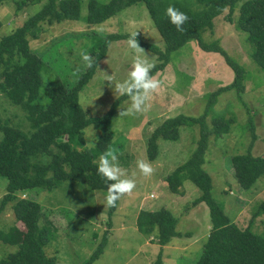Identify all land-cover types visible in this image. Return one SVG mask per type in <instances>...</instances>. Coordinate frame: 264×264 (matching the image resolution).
Segmentation results:
<instances>
[{
    "label": "rangeland",
    "instance_id": "rangeland-1",
    "mask_svg": "<svg viewBox=\"0 0 264 264\" xmlns=\"http://www.w3.org/2000/svg\"><path fill=\"white\" fill-rule=\"evenodd\" d=\"M89 1L82 0L79 22L43 23L39 36L30 40L32 49L43 59L42 89L48 81L58 78L68 84L75 83L88 68L81 52L93 59L96 38L108 33L130 35L137 32L136 39L164 49V39L144 4L128 6L100 24L89 25L86 23ZM99 1L106 3L109 0ZM45 2H29L23 8H17L16 0H4L0 5V39L23 25ZM227 12L215 18L214 31L206 32L204 39L207 42L217 40L233 60L244 67L245 90L239 93L232 89L218 94L206 115L205 123L211 133L203 166L212 177L213 197L244 228L253 220L256 203L264 198V179L258 180L250 190L243 189L235 176L232 156L248 152L264 156V70L251 55L248 34L228 21ZM128 39L109 45L107 55L98 63L94 76L80 93V103L87 116L105 114L120 96L114 92L115 83L128 79L137 55L129 48ZM140 47L144 52L138 55L153 66L160 63L157 53ZM171 57L167 66L153 76L160 82V87L147 101L148 110L120 116V112L126 111L131 104L128 98L113 117V141L118 142L110 149L118 156V164L124 172L121 178L134 180L136 187L131 195L126 194L118 200L111 219L110 208L104 205L107 191L93 189L83 182L65 180L53 190L34 188L19 194L43 206L45 216L41 217L40 223L51 221L54 228V237L45 251L48 256L56 257L58 264H84L106 235L103 252L92 264H153L159 255L164 264L197 263L212 226L209 207L205 202L193 204L201 195V189L191 179L183 182L182 192L178 193L170 189L166 178L197 149L201 124L181 126L176 140L160 139L155 160L149 158L148 139L168 117L204 115L212 94L234 81L235 70L223 55L202 49L196 40L176 50ZM106 74L113 77L111 85L105 80ZM41 102L47 103L44 93ZM218 116L233 119L228 132H215ZM6 122L23 130L29 128L26 111L0 94V123ZM2 134L0 128V139ZM98 135L99 131L92 126L85 129V137L95 142ZM86 144L81 148H88ZM140 160L152 166L151 176L146 177L140 172L137 166ZM6 183L0 177V200L6 193ZM162 208H168L178 218L177 230L181 233L180 237L172 238L163 246L137 226V217L142 210ZM262 219L263 216L255 218L251 226L260 234H264ZM13 225L23 228L9 206L0 217V229L8 230ZM16 249L17 246L0 240V258Z\"/></svg>",
    "mask_w": 264,
    "mask_h": 264
},
{
    "label": "trees",
    "instance_id": "trees-1",
    "mask_svg": "<svg viewBox=\"0 0 264 264\" xmlns=\"http://www.w3.org/2000/svg\"><path fill=\"white\" fill-rule=\"evenodd\" d=\"M3 1L0 0V5ZM29 2L40 0H16L17 8H23ZM137 3L147 7L165 42L164 49H161L153 43L137 39L139 45L158 54L160 63L150 70L152 77L167 66L176 50L191 40H196L204 50L219 52L235 70L234 81L212 94L204 115L178 114L168 117L148 139V155L155 160L160 139L176 140L180 136L181 126L201 124L197 149L189 160L166 178L170 189L178 193L182 192L183 182L191 179L201 189V195L193 204L205 202L209 207L212 226L196 264H264V234L255 232L251 227L255 218L264 217V198L256 203L252 222L244 228L239 226L225 211L224 205L213 197L212 177L203 166L211 133L205 117L217 101L218 94L232 89L244 92L246 77L244 67L233 60L217 40L207 42L204 35L214 31L215 18L228 11V21L248 34L252 44L251 55L264 70V0H109L106 3L90 0L86 23L100 24ZM169 5L188 16V21L183 25L185 31H177L170 22L166 15ZM81 10L82 0H46L23 25L0 39V94L21 106L29 121L28 130L7 122L0 123L3 132L0 139V177L7 181L6 193L0 200V217L11 206L16 219L23 226L0 229V240L17 246L14 252L0 258V264H58L56 257L48 256L45 251L54 237V228L51 221L40 223L41 217L45 216L43 206L36 200L21 197L20 193L34 188L53 190L65 180L83 182L93 189L104 191L112 183L101 179L97 165L99 157L118 142L113 141L112 120L120 104L129 97L120 95L101 116H87L80 103V93L94 76L98 63L107 55L109 45L130 35L108 33L99 36L92 49L93 67L87 68L73 84L58 78L48 81L43 89V59L30 44L31 39L39 36L43 23L54 25L64 20L79 22ZM42 93L47 97L46 104L41 102ZM232 120L218 116L215 119V132H228ZM250 124L255 140L254 124L252 121ZM88 126L99 131L96 147L92 149L81 148L86 144L85 129ZM232 165L243 189L250 190L258 180L264 179V156H255L251 152L235 154ZM117 206L118 201L114 208L109 209L110 219ZM177 224L178 218L168 208L142 210L137 217L139 230L153 236L162 246L172 238L181 236ZM106 236L84 264H92L99 258ZM153 264H164L162 256L159 255Z\"/></svg>",
    "mask_w": 264,
    "mask_h": 264
},
{
    "label": "clouds",
    "instance_id": "clouds-1",
    "mask_svg": "<svg viewBox=\"0 0 264 264\" xmlns=\"http://www.w3.org/2000/svg\"><path fill=\"white\" fill-rule=\"evenodd\" d=\"M166 15L170 22L176 27L177 31H185L183 25L189 19L185 13L181 12L174 6L169 5L166 9ZM137 35V32H133L127 40L129 48L137 53L133 60L131 71L128 74V79L123 82L115 83L114 92L119 95H127L131 100L130 106L126 111L120 112V116L135 115L146 112L148 110L147 101L151 94L160 87V82L150 75V70L153 65L138 55L139 53L144 52V50L140 47L136 39ZM81 57L83 61L86 62L88 68L93 67V60L89 54L81 52ZM105 80L110 82L111 85L113 77L106 74ZM85 139L88 141L86 146L89 149L96 147L95 140L88 138L87 136ZM137 166L140 172L146 177L151 176L154 172L152 166L145 163L143 160L138 161ZM97 173L102 180L112 182L107 185V194L104 200V205L107 208H114L118 200L126 194L131 195L136 187L134 180L121 178L124 175V172L118 164V156L116 152L112 149L105 151L99 157Z\"/></svg>",
    "mask_w": 264,
    "mask_h": 264
},
{
    "label": "crops",
    "instance_id": "crops-1",
    "mask_svg": "<svg viewBox=\"0 0 264 264\" xmlns=\"http://www.w3.org/2000/svg\"><path fill=\"white\" fill-rule=\"evenodd\" d=\"M155 243H157L156 241H155ZM169 243V242H168Z\"/></svg>",
    "mask_w": 264,
    "mask_h": 264
}]
</instances>
